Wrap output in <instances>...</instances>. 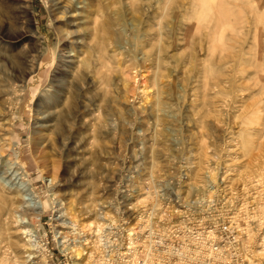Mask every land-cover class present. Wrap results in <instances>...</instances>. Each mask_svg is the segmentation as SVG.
Instances as JSON below:
<instances>
[{
    "label": "rangeland",
    "instance_id": "rangeland-1",
    "mask_svg": "<svg viewBox=\"0 0 264 264\" xmlns=\"http://www.w3.org/2000/svg\"><path fill=\"white\" fill-rule=\"evenodd\" d=\"M89 4L83 17L96 18L98 30L95 35L88 22L79 34L84 63L59 62L56 28H72L47 0H31L28 16L18 9L8 11L7 22L0 17L7 23L0 30V106H6L0 114V184L16 197L9 232L22 241L11 250L8 236L0 235L4 264L85 263L73 250L98 260L105 246L120 244L123 231L130 238L140 231V217L126 215L160 208L147 199L148 192L155 199L154 185L176 181L184 169L196 185L223 177L264 180V0ZM22 50L33 71L23 89L4 90ZM75 52L66 44L65 53ZM53 109H62L61 121L45 135L59 132L62 158L35 157L36 111ZM209 167L224 173L206 178ZM53 173L61 180L50 190ZM0 196L5 203L6 194ZM33 200L41 215L22 222V209ZM87 205L95 212L84 210ZM258 252L254 264H263Z\"/></svg>",
    "mask_w": 264,
    "mask_h": 264
},
{
    "label": "built area",
    "instance_id": "built-area-1",
    "mask_svg": "<svg viewBox=\"0 0 264 264\" xmlns=\"http://www.w3.org/2000/svg\"><path fill=\"white\" fill-rule=\"evenodd\" d=\"M211 173L224 170L204 171ZM178 175L154 185L160 208L142 211L140 231L133 238L123 231L120 244L102 249L100 264H248L264 249V180L196 185L185 169Z\"/></svg>",
    "mask_w": 264,
    "mask_h": 264
},
{
    "label": "bare ground",
    "instance_id": "bare-ground-1",
    "mask_svg": "<svg viewBox=\"0 0 264 264\" xmlns=\"http://www.w3.org/2000/svg\"><path fill=\"white\" fill-rule=\"evenodd\" d=\"M19 1H21L23 8H21V7L20 8H9V7L5 8V6L12 5L14 3L18 4ZM90 2H92V0H89V1L88 0H47V3L49 4L48 9H50V11L52 13L57 12V14H60L61 17L64 19L66 25L68 27L72 28L71 30H68V29L62 30L60 28H56L57 32L60 36V42L62 43V46H61L60 50L58 51L59 62L61 64L67 63L68 61L72 62V63H80V61H82L84 63V61H85L84 58H85L86 52L82 50V47H83L82 45H84V44L82 43V41H79V38H78L79 34H80L81 30L84 29L83 25H85L88 22H89V24H90V22L92 23L93 26L92 25L91 26H92V30L94 31L95 35L97 34V30H98V27L96 25L97 24L96 18H94V20H90L87 17H83V14H82V12H83L82 10H84V8H86L88 6L90 7V4H89ZM98 7L99 6H97V8ZM18 9L22 10L24 13H26V16H28V14L31 12V0H0V17L5 18L6 22L8 19H10V17H7L8 11L11 12V15H13L14 13L17 12ZM97 11H99V10H97ZM93 14L95 17H97V13L95 12V10H93ZM52 21H54V20L52 19ZM28 22H30V20ZM6 24L7 23H5L4 20H0V30L2 28H4L6 26ZM66 44H70V45L74 46L76 48V52L74 54L65 53ZM27 53L28 52L22 50L21 53L19 54L20 56H18V58H17L18 59L17 64L15 62H12V65L14 66V67L12 66V70L14 72H16V74H15L13 80L7 82V84L5 85L6 89H4V90L16 91L19 89H23L24 86L26 85V78L32 73L33 66H34L32 61L31 62L28 61ZM1 58L5 59V57L0 56V61H1ZM48 91H50V90H48ZM55 93H56L55 91H52V94L54 95V97L56 95ZM54 97L52 96V98H54ZM3 113H6V106H0V114H3ZM61 113H62V109H60V110L58 109V111L55 109H53L52 111H49V110L48 111H46V110L45 111H41V110L36 111V115L39 118V120L36 123L37 125H36L35 131H37V132H33L32 137L37 136V138L32 140L33 146L31 148V153L35 157L37 156V154L41 155V153L42 154L50 153V155H53L57 158H60V159L62 158V149L61 148L63 146L60 148L59 132H54L52 138L49 137V135L48 136L45 135V134H47L46 131L50 130L51 128L52 129H58V125L61 121V119H60ZM53 122H54V124H52ZM11 124H13V122H11ZM52 129H51V131H52ZM7 134H10V132L8 131ZM3 148L0 147V151L5 152V150ZM150 152L153 154L154 150L151 149ZM0 154H1V152H0ZM7 155H8V157L14 156V154H10L8 152H7ZM8 161H9V163L16 165L17 167H18V164H20L18 162L14 163V161H12L11 158H9ZM22 172H24V171H22ZM53 174H55V176L51 177V179H50V185H51L49 188L50 190L54 189L53 185H56V183H58L59 180H61V179H58L60 176H58L56 173H53ZM53 182H55V183H53ZM21 185L24 188L28 187V185L25 184V181H22ZM6 190L7 189H5L4 186H2L0 184L1 193L6 194V202L5 203L1 202L2 198L0 196V235L5 234L8 236V238L6 239L7 240L6 242L8 245L7 247L9 249L18 250L22 246V244H20V242H22V241L13 240L10 237L11 232H9L11 230L10 218L12 217V214L15 211V204L17 203V201H16L15 195H11V193H9ZM52 195L56 196L55 193H52ZM123 196L125 197L126 195H123ZM148 198H149L150 203L155 202V200H153L150 192L147 193V199ZM131 199H133V198H131ZM137 204L138 203H136L134 205H137ZM17 210H18V208H17ZM84 210H86L87 212H95L94 206H91V205L85 206ZM134 211H135V213L131 212L129 215H126V219H135V218L140 217V209L134 210ZM40 215H41V207H40L39 203L36 202V200H33V201L28 202L26 209H22L20 220L23 222L26 219V220H28V223H30V222H33L35 219H38L40 217ZM96 230L99 231V229H96ZM56 235L61 238L62 233H60L59 231H56ZM85 245H87V244H85ZM30 246L33 247V245H30ZM64 250L67 251L68 249L64 248ZM259 250H260V252H258L257 256L259 258H262L264 256V249H259ZM71 252H72V255L74 256V258L78 259L80 256H81V258L84 257L85 258L84 260H86V262L83 264H100L101 258H99L98 260H95L94 255H92L88 252H85V254H84V251H82V255L79 254L78 250H73ZM257 256H256V258H257ZM5 262H6V259L0 258V264H4ZM254 262H255V259H251L248 262V264H254ZM75 264H77V263H75Z\"/></svg>",
    "mask_w": 264,
    "mask_h": 264
}]
</instances>
